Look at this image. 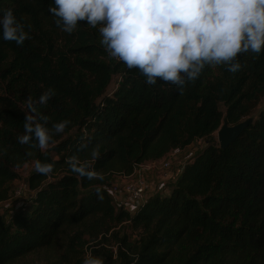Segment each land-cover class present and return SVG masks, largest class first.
<instances>
[{
  "label": "trees",
  "instance_id": "16d2710c",
  "mask_svg": "<svg viewBox=\"0 0 264 264\" xmlns=\"http://www.w3.org/2000/svg\"><path fill=\"white\" fill-rule=\"evenodd\" d=\"M50 6L52 0H0L29 33L22 45L0 39V202L25 164H53L49 174L28 178L29 214L8 222L0 215V264L52 249L65 253L47 264H82L85 235L111 247L91 249L104 264H264V110L227 148L208 141L168 192L136 211L109 193L116 174L210 138L224 122H242L264 94V51L239 54L235 73L206 65L181 94L168 82L146 84L137 69L110 57L99 26L79 21L64 32ZM116 74L121 82L108 93ZM48 88L55 94L36 103L38 114L49 128L69 123L43 150L30 148L17 140L26 100L38 101ZM97 145L91 166L99 178L69 169L67 157L85 159Z\"/></svg>",
  "mask_w": 264,
  "mask_h": 264
},
{
  "label": "clouds",
  "instance_id": "9594fccd",
  "mask_svg": "<svg viewBox=\"0 0 264 264\" xmlns=\"http://www.w3.org/2000/svg\"><path fill=\"white\" fill-rule=\"evenodd\" d=\"M48 11L69 34L79 21L99 26V42L110 57L128 69H137L146 84L161 80L178 86L181 94L186 82L195 81L206 65H224L235 73L241 68L239 54L264 51V0H52ZM28 38L25 24L13 9L0 7V39L22 45ZM54 94L55 90L48 88L36 102L27 98L19 143L43 150L53 133L64 131L68 120L49 128V118L39 115L35 106L46 104ZM98 155L97 145L87 158L73 154L65 162L79 176L96 179L91 161ZM33 164L42 175L53 169V164L39 159ZM82 264L104 261L86 253Z\"/></svg>",
  "mask_w": 264,
  "mask_h": 264
},
{
  "label": "rangeland",
  "instance_id": "374dc122",
  "mask_svg": "<svg viewBox=\"0 0 264 264\" xmlns=\"http://www.w3.org/2000/svg\"><path fill=\"white\" fill-rule=\"evenodd\" d=\"M120 82H121V75L119 74L114 75L106 91L108 93H112L117 88ZM263 110H264V94L256 102V105L253 107L250 114L244 117L242 121H245L247 119H252V120L257 119L259 113ZM210 140L219 143L218 130H216L210 138H199L190 145L186 146L185 148L177 150L174 153V155H170L168 158L171 159L172 167L173 165L177 164V168H180L181 166L180 161L187 162L191 160L199 151H201L206 146L208 141L210 142ZM35 171L36 170L34 168L33 162H29L19 170V178L10 183L9 198L3 202H0V215H2L7 222L10 220L12 215H14L17 212L29 214L31 207V199L32 196L34 195V191H32L29 188L28 178L30 174H32ZM123 178L124 175L116 174L113 178L112 185L121 186L123 184L122 183ZM172 179L173 178L169 180L170 183H168L166 186L168 190H170V188L174 184ZM19 187H22L21 193H17ZM83 238L85 240V244L83 245V247H79L78 249L79 252L77 253V255H81L84 257L86 253H91V249L94 246H96L97 248L109 247V245L106 244L98 245V246L95 245L96 244L95 241H92L89 235H85ZM79 244L82 243L80 242ZM64 253L65 252L62 250H54V249L48 251H42L40 253L31 254L19 260L15 264H47L50 261L57 259L58 255H64Z\"/></svg>",
  "mask_w": 264,
  "mask_h": 264
},
{
  "label": "built area",
  "instance_id": "2783aa9c",
  "mask_svg": "<svg viewBox=\"0 0 264 264\" xmlns=\"http://www.w3.org/2000/svg\"><path fill=\"white\" fill-rule=\"evenodd\" d=\"M171 168V159L167 158L160 163L157 178L152 179L135 174L134 170L132 174L124 175L126 181L121 186L112 185L109 188V193L118 206H123L125 209L133 210L131 212H134L153 195L169 191L166 186L168 180L172 178L170 174ZM21 191L22 187H19L17 193H21ZM125 195L128 196V200L124 198Z\"/></svg>",
  "mask_w": 264,
  "mask_h": 264
},
{
  "label": "crops",
  "instance_id": "0c3cea01",
  "mask_svg": "<svg viewBox=\"0 0 264 264\" xmlns=\"http://www.w3.org/2000/svg\"><path fill=\"white\" fill-rule=\"evenodd\" d=\"M179 150V149H175L174 151H172L171 153H169L168 155H166L165 157L161 158V159H158V160H155V161H148V162H145V163H142L140 165H138L136 168H135V174H140L142 176H145L147 178H157L158 177V173H159V165L162 161L166 160L170 155H174V153ZM180 168H177V164L173 165V167L171 168V171H170V174L172 176V180L173 182L176 181L177 177L180 175V172L182 170V166L185 164V162L183 161H180ZM177 171V172H176ZM126 181V178L124 177L123 178V182ZM122 182V183H123ZM168 183L169 180H168ZM126 200H128V196L125 195L124 197Z\"/></svg>",
  "mask_w": 264,
  "mask_h": 264
},
{
  "label": "water",
  "instance_id": "95a60500",
  "mask_svg": "<svg viewBox=\"0 0 264 264\" xmlns=\"http://www.w3.org/2000/svg\"><path fill=\"white\" fill-rule=\"evenodd\" d=\"M252 122V119L229 125L224 122L218 129V140L222 148H227L235 139L244 131V129Z\"/></svg>",
  "mask_w": 264,
  "mask_h": 264
}]
</instances>
